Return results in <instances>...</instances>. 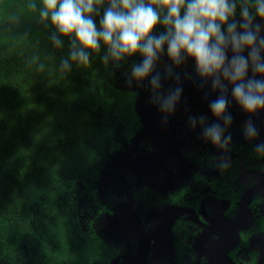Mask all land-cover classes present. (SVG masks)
Wrapping results in <instances>:
<instances>
[{"label":"trees","instance_id":"16d2710c","mask_svg":"<svg viewBox=\"0 0 264 264\" xmlns=\"http://www.w3.org/2000/svg\"><path fill=\"white\" fill-rule=\"evenodd\" d=\"M112 2L93 0L94 11L85 13L98 32ZM139 2L167 14L159 0ZM228 3L236 6L228 23L242 33L247 8L253 30L260 25L258 42L264 40L257 14L264 0ZM221 29L227 36V25ZM166 32L158 23L152 34ZM98 44L87 49L75 32L62 33L44 0H0V264H108L127 253L128 240L108 215L135 180L143 182L139 192L147 186L146 163L162 155L167 136L212 113L207 109L221 95L232 96L231 82L221 77L226 92L213 88L194 59L174 64L166 45L150 77L138 81L132 68L144 59L139 52L116 60L102 38ZM80 51L87 63L72 58ZM241 54L249 59L247 75L254 73L249 49ZM226 55L228 61L235 55L230 43ZM260 56L264 62V49ZM177 90L173 110H165Z\"/></svg>","mask_w":264,"mask_h":264},{"label":"flooded vegetation","instance_id":"af4514ba","mask_svg":"<svg viewBox=\"0 0 264 264\" xmlns=\"http://www.w3.org/2000/svg\"><path fill=\"white\" fill-rule=\"evenodd\" d=\"M227 101L230 123L203 113L182 124L180 134L166 137L162 155L146 163L147 186L139 192L143 182L135 180L118 202L115 229L129 245L113 258L118 264H264V152L257 149L264 110L248 113L233 95ZM213 125L222 130L220 144L205 135ZM137 222L146 234L142 257Z\"/></svg>","mask_w":264,"mask_h":264},{"label":"clouds","instance_id":"9594fccd","mask_svg":"<svg viewBox=\"0 0 264 264\" xmlns=\"http://www.w3.org/2000/svg\"><path fill=\"white\" fill-rule=\"evenodd\" d=\"M159 3L167 9L163 17L151 5L137 3V0H120V5L127 11L117 10L113 0L112 7L105 10L101 20L103 30L98 32L93 19L85 16V13L94 11L93 0H44L46 8L51 10L53 23L64 34L75 32L84 48L98 49V40L102 38L116 60H120L122 54L139 52L144 59L133 66L134 79L139 81L150 77L166 45L167 55L174 64L179 65L189 57L194 59L198 74L205 79L212 78L213 88L226 92V86L221 83L222 77L232 83V95L245 111L254 114L264 110V78L245 79L249 59L241 54L248 48L252 71L264 77V62L260 56L264 40L258 42L260 25H255L253 30L248 9H243L241 13L244 22L240 26L244 31L240 33L234 20L228 23L229 17L235 15L236 7L235 4L229 5L228 0H188L183 16L181 7L185 5V0H159ZM257 14L264 17V4L258 5ZM42 15L46 16L47 12H42ZM158 23L167 26L166 33L152 34ZM225 24L227 36L221 29V25ZM229 43L235 53L230 61L226 55ZM77 56L87 63V53L74 52L72 58ZM151 82L153 87H159L158 77H152ZM179 97L180 90L170 94L163 108L172 111ZM227 105L226 96L221 95L211 102L210 109L217 118H224L226 123H230V117L225 115ZM246 131L250 136L256 135L251 125ZM204 132L213 143H221L219 125L206 127ZM257 149L264 152V144L257 145Z\"/></svg>","mask_w":264,"mask_h":264},{"label":"water","instance_id":"95a60500","mask_svg":"<svg viewBox=\"0 0 264 264\" xmlns=\"http://www.w3.org/2000/svg\"><path fill=\"white\" fill-rule=\"evenodd\" d=\"M108 222L110 223V225L113 228H116V227H118V224H119V218L117 217L116 214H110V215H108ZM137 224L139 226V222H137ZM139 236H140L141 242L143 244V250H144V253L142 251V253H143L141 255V257H142V256H146V246H147L146 242L147 241H146V234L144 233V231L141 229L140 226H139ZM118 262H119V257L115 258L111 264H118ZM129 262H130V258H127L125 263L128 264Z\"/></svg>","mask_w":264,"mask_h":264}]
</instances>
